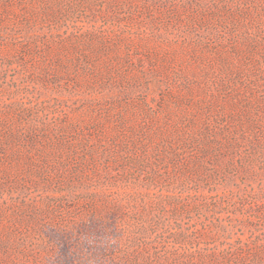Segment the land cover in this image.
I'll use <instances>...</instances> for the list:
<instances>
[{
  "label": "trees",
  "instance_id": "obj_1",
  "mask_svg": "<svg viewBox=\"0 0 264 264\" xmlns=\"http://www.w3.org/2000/svg\"><path fill=\"white\" fill-rule=\"evenodd\" d=\"M105 2L111 12L108 18L117 25L125 22L130 36L82 32L57 42L61 33L54 25L62 27L64 22L53 0H0V53L8 57L4 61L18 57L27 63L51 56V64L38 62L39 80L59 83L58 75L64 74L72 83L74 76L83 77L76 91L101 94L109 89L105 98L84 97L82 106H72L65 115L54 112L51 119L50 107L42 103L11 102L0 108V196L10 194V202L0 201V264H15L18 253L25 258L37 250L45 232L22 234L23 221L37 224L46 213L59 218L74 210L76 218L83 211L81 203L97 202L85 199L91 193L83 189L72 208L71 201L59 194L61 186H88L96 178L114 183L120 176L126 180L127 169H136L134 180L148 175L147 181L156 186L171 179L184 187L185 181H208V167L216 169L218 162L234 154L245 151L264 157V94L255 96L257 91L264 93V0ZM95 13L88 14L87 21H97ZM174 24L183 26L181 36L166 39L162 33H172L164 28ZM225 24L236 32L234 50L212 51L216 34H222L219 29H227ZM180 39L194 66L188 72L176 68L169 55L168 47ZM159 68L166 84L160 96L152 100L135 95L139 79ZM117 89L118 94L110 93ZM228 89L229 96L235 94L233 106L227 100L215 102ZM83 120L88 128L82 126ZM52 183L59 184L57 190H49ZM41 185L42 192L53 191L47 202L15 196L18 191L40 190ZM252 199L247 211L264 216V194L257 192ZM154 219L151 226L159 227L160 218ZM139 221L140 229L146 228L144 220ZM244 226L252 222L246 220ZM194 235L176 241L200 244L209 237L200 229ZM260 236L230 252L220 246L219 253L200 252L197 263L264 264Z\"/></svg>",
  "mask_w": 264,
  "mask_h": 264
},
{
  "label": "rangeland",
  "instance_id": "obj_2",
  "mask_svg": "<svg viewBox=\"0 0 264 264\" xmlns=\"http://www.w3.org/2000/svg\"><path fill=\"white\" fill-rule=\"evenodd\" d=\"M53 1L58 6L56 11L58 16L64 22L62 27L54 25V28H60L59 33H61V37H57V42L72 33L77 35L82 32H92L99 36L111 35L114 38L130 36L125 22L117 25L113 24L115 21L108 18L111 12L106 10L108 5L105 0ZM92 12H96L97 21L89 22L86 16ZM123 17L124 12L120 15V18ZM107 18L109 20H105ZM172 26L169 29L164 28L172 33H162L166 39L181 36L180 31L184 30L183 26L176 24ZM224 26L227 29H219L222 34H216V42L211 45L212 51L219 49L220 52L221 47H224L226 52H230V48L234 50L232 40L236 32L233 26H226V24ZM137 27L134 26L133 30L137 31ZM182 40L168 47L172 53L169 55L176 68L188 72L194 66L190 65L188 54L184 53L185 51H182L180 47L179 43H182ZM163 42L168 44L167 40ZM57 46L60 47V45ZM6 58H8L6 54L0 53V108L11 102L27 103L28 106L42 103L43 106L50 107L51 119L54 112L57 116L65 115L72 106H82L81 99L84 97L105 98L109 94V89H105L101 94L97 91L92 94L84 90L76 91L74 87L79 84L77 81H83V77L74 76L73 83L69 82V78L64 74L58 75L57 78L61 80L59 83L39 80L38 74L41 71H38V62H41V66L44 61L45 64H51L53 61L51 56L46 60H28L27 63L24 60L18 61V57L4 61ZM212 59L209 57V60ZM28 66L32 68L29 69ZM29 72L34 75L35 81L31 82L32 77ZM164 77L165 72L161 68L154 72L149 70L139 79V84L135 85L139 86L134 90L135 95L156 100L161 94L162 86H166L163 83ZM121 85L124 86V84ZM84 86L90 88L85 84ZM147 86H150L149 89H146ZM112 92L118 94L119 90H113L110 93ZM227 92L216 96L215 102L218 101L220 105L227 100L233 106L231 101L235 100V94L233 98L229 96V89ZM263 94L261 90L257 91L256 99ZM234 116L236 117L237 114L234 113ZM82 126L88 128L86 120L82 121ZM155 139L159 141V138ZM263 164L264 157L259 153L247 154L243 151L234 154L233 158L218 162L216 169L208 167V181L189 180L185 181L184 187L178 186L180 182L173 183L171 179L164 180L156 186L147 181L148 175L134 180L132 175L139 174L136 169L132 171L127 169L124 173L126 180L120 176V180L114 183H109L107 180L98 182L96 178L88 186H77L76 188L61 186L60 190L63 192L59 194L71 201L68 206L72 208L76 205L77 197H82L80 195L82 193L79 192L83 189H88L91 193L86 195L85 199L94 198L97 202L93 206L87 202L81 203L83 211L77 213L81 215L76 218H74L76 215V210H74L62 216L63 220L62 217L55 218L46 213L47 215L40 218L37 224H28L27 221H23L25 225L20 230L22 234L30 232H45V234L39 245L35 247L36 251L25 258L18 253L19 259L14 263L183 264L189 262V264H199L197 261L200 252L219 253L220 248L230 252L242 243L253 241L258 234L261 235L262 240L264 238V216L247 210L253 204L252 196L255 193L264 194ZM252 168L258 171H253ZM51 185L49 190H57L59 187V184L52 183ZM42 186H38L37 189L40 190L37 191L33 188L18 191L19 193L15 196L22 194L27 200L37 198L42 203L47 202L49 197H52L53 191L46 194L42 192ZM178 197L181 200L177 199ZM0 201L10 202V194L6 191L3 196H0ZM154 218H160L159 227H154L155 223L151 226ZM141 219L144 220L146 228L140 229L139 220ZM246 220L251 221L252 226L245 227ZM197 229L205 230L209 237L200 241V244L199 240L198 242L177 243L176 237H184L186 234L195 238L194 232ZM241 235L245 236L242 238ZM188 254H192L193 257L185 259Z\"/></svg>",
  "mask_w": 264,
  "mask_h": 264
}]
</instances>
